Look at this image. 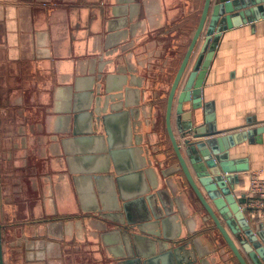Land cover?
<instances>
[{
	"label": "crops",
	"instance_id": "0c3cea01",
	"mask_svg": "<svg viewBox=\"0 0 264 264\" xmlns=\"http://www.w3.org/2000/svg\"><path fill=\"white\" fill-rule=\"evenodd\" d=\"M203 5L204 0H0L5 264H114L118 229L105 227L97 210L115 214L125 202L132 220L143 205L134 199L152 194L161 203L155 188L163 186L162 173L175 160L160 165L146 150L162 137L169 151L167 97ZM199 50L200 45L192 61ZM98 76L108 91H123V114L108 119L106 132L92 131ZM149 91L157 94L154 101H148ZM202 99L218 130L253 131L232 156L245 160L249 171L263 168L264 19L223 32ZM176 107L177 100L174 115ZM199 113L203 117L204 108ZM248 169L240 174V193ZM99 175L109 176L100 181L103 186ZM122 209V217L115 215L127 226ZM13 221L16 231L6 226ZM166 221L153 231L167 240L188 235V225L199 227L188 214ZM102 230L106 237L98 241ZM141 234L131 243V255L152 258L142 264H161L158 246ZM197 246L212 263L206 237L200 235Z\"/></svg>",
	"mask_w": 264,
	"mask_h": 264
},
{
	"label": "water",
	"instance_id": "95a60500",
	"mask_svg": "<svg viewBox=\"0 0 264 264\" xmlns=\"http://www.w3.org/2000/svg\"><path fill=\"white\" fill-rule=\"evenodd\" d=\"M261 19H264V0H204L199 22L167 97L165 132L169 139V151L166 152L162 137L161 141L158 139L149 144L146 150L148 156L152 155L160 161V165L175 160L162 173L163 186L155 188L161 203L156 204L150 196L152 194L134 199L144 206L132 220L129 217V204L121 203L119 212L114 213L122 217L124 206L128 213L127 226L123 225V220L121 223L117 215H106L102 213L103 209L97 210L98 216L105 217V227L118 229L120 255L114 258V264L152 261V258L143 260L131 255V243H135L137 237H143L141 233L149 235L158 246L159 254L156 257L161 264H233L232 261L235 264H264V222L251 214L247 197L238 188L242 180L240 174L246 172L248 166L243 164L245 160L232 156L238 154L233 150L249 140L253 131L232 133L228 132L230 130H218L214 115L209 113V105L204 104L202 99V87L223 32ZM199 45L198 56L192 61ZM98 79L92 131L106 132L108 119L123 114L120 112L123 101L119 100L123 91H108L101 83L102 77L98 76ZM149 94L148 101H154L157 94L153 91H149ZM175 100L177 107L174 115ZM187 102L190 103L188 110L185 108ZM151 108H154V104H151ZM203 108L204 116L201 117L199 111ZM136 127L141 128L140 124ZM155 133L159 134L158 131ZM106 177L109 176L99 175L96 180L103 186L104 183L100 181ZM144 197L149 205H146ZM176 213L181 216L188 214L189 219L195 220L199 227L191 229L188 225V235L177 240L163 239L159 232L153 231L160 229L159 226L167 223V218ZM85 216L89 219L92 217L91 214ZM16 225L13 221L6 226L16 231ZM3 227L0 206V264H5ZM200 235L206 237L210 245L212 263L204 260L199 252L197 238ZM105 237L104 230L97 233L98 241Z\"/></svg>",
	"mask_w": 264,
	"mask_h": 264
},
{
	"label": "built area",
	"instance_id": "2783aa9c",
	"mask_svg": "<svg viewBox=\"0 0 264 264\" xmlns=\"http://www.w3.org/2000/svg\"><path fill=\"white\" fill-rule=\"evenodd\" d=\"M248 179L247 206L251 209L253 216L257 215L264 218V167L250 170Z\"/></svg>",
	"mask_w": 264,
	"mask_h": 264
},
{
	"label": "flooded vegetation",
	"instance_id": "af4514ba",
	"mask_svg": "<svg viewBox=\"0 0 264 264\" xmlns=\"http://www.w3.org/2000/svg\"><path fill=\"white\" fill-rule=\"evenodd\" d=\"M248 181H249V179H248ZM240 184H241V182H240ZM238 186H239V185H238ZM248 187H249V182H248L247 187L245 186L244 191L242 192V193H244L245 195H246V191H247ZM238 188H239V190L242 189L241 187H238Z\"/></svg>",
	"mask_w": 264,
	"mask_h": 264
}]
</instances>
